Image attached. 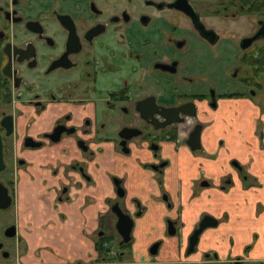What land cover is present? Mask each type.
Returning <instances> with one entry per match:
<instances>
[{
	"label": "flooded vegetation",
	"instance_id": "af4514ba",
	"mask_svg": "<svg viewBox=\"0 0 264 264\" xmlns=\"http://www.w3.org/2000/svg\"><path fill=\"white\" fill-rule=\"evenodd\" d=\"M263 22L264 0H0V186L11 200L0 212L13 206L12 177L31 167L37 176L45 177L39 170L50 176L56 204L73 201L72 195L93 187L94 177L104 173L113 196L104 200L110 218L104 219L107 234L99 231V237L111 245L90 264H170L159 255L172 238L180 248L173 264H264L249 254L256 234L252 244L225 259L199 250L201 241H209L205 234L219 225L205 212L185 233L180 218H166L161 236L138 255L131 247L144 207L127 198L126 178L116 171L136 163L140 172L150 173L168 209L164 176L173 157L198 162L189 203L208 190L227 191L231 171L248 179L231 159L230 171L216 185L201 162L218 157L206 142L224 146L223 139L213 138L214 115L227 102L264 112ZM175 109L191 116L174 115ZM195 128L199 136L191 150ZM105 159L113 170L103 168ZM114 204L132 221L127 243L116 232ZM205 216L217 224L203 229L188 253L189 237ZM4 222L0 264H17L25 243L15 223ZM11 226L14 235L6 237Z\"/></svg>",
	"mask_w": 264,
	"mask_h": 264
},
{
	"label": "crops",
	"instance_id": "0c3cea01",
	"mask_svg": "<svg viewBox=\"0 0 264 264\" xmlns=\"http://www.w3.org/2000/svg\"><path fill=\"white\" fill-rule=\"evenodd\" d=\"M234 102H227L229 107L222 106L214 115L213 138L223 139L224 146L217 149V144L212 141L205 143L217 151V159L201 163L205 172L213 176L216 185L230 171L231 159L247 171L248 179L242 181L231 171L232 185L227 191L208 190L189 203L190 179L197 175L198 162L173 157L164 176V187L172 203L168 209L160 201V192L152 175L140 172L135 166L134 172L128 173L125 179V187L127 198L138 199L144 207L141 217L136 220L131 247L138 255L144 256L147 245L161 236L166 218H180L185 223V233L205 212L214 216L219 225L205 234L209 241H201L199 250H214L220 259H225L228 253L238 254L242 247L252 244L256 234L257 239L249 254L252 259L264 260V115L260 116L245 102L232 107ZM256 120H259L262 131L260 140L254 127ZM208 135L206 132L203 137ZM183 151L180 149V153ZM106 160L100 162L103 168L113 170V164ZM94 183L88 190L72 195V199L76 197L73 201L57 204V212L64 214L63 219H59L55 211L42 206L44 202L33 203L30 192L21 188L23 199L17 207V227L25 250L17 256V264H90L99 261L102 255L96 252L94 245L99 230L107 223L104 219L110 218L105 217L107 206L104 200L112 197L113 191L104 173L97 174ZM179 254L180 248L172 238L165 240L159 257L171 264Z\"/></svg>",
	"mask_w": 264,
	"mask_h": 264
},
{
	"label": "rangeland",
	"instance_id": "374dc122",
	"mask_svg": "<svg viewBox=\"0 0 264 264\" xmlns=\"http://www.w3.org/2000/svg\"><path fill=\"white\" fill-rule=\"evenodd\" d=\"M260 116L264 115V112L259 113ZM126 165V162H125ZM136 166V163H128L126 167L119 168L117 171V175H121V177L126 178L128 173L134 170V167ZM44 168L43 166H41ZM29 173L26 172H18L16 173L17 177L16 179L12 177V182H13V187H12V195H13V206L6 212H0V220L4 219L7 220L8 222L13 221L17 227L18 223V214H17V207L18 203L20 200L23 199L21 195V188L23 189L22 191L30 192V198L33 203H40L44 202L45 208H48L49 211L51 212H56L58 214L59 219L65 218L63 213L57 212V207L58 205L55 203V197L57 196V193L51 192L49 187H51V179L50 176H47V174L43 173L42 170H39L45 177L43 178L42 176H37L36 174H39L38 172L35 174L33 171L32 167L28 169ZM24 171V170H22ZM34 172V173H33ZM134 172V171H133ZM43 178V179H42ZM21 179V182H19ZM20 190V191H19ZM20 192V193H19ZM56 204V205H55ZM0 221V224L3 225L5 222ZM0 225V226H1ZM99 231H104L107 234V228L103 227ZM17 233L19 234V228L17 227ZM177 242V241H176ZM109 245H111L109 243ZM177 248H179V243L176 244ZM113 247L111 250L112 252L115 251ZM23 252L24 249L19 248L18 251ZM19 251V255L21 254ZM17 255V252H16ZM17 259H14L16 262Z\"/></svg>",
	"mask_w": 264,
	"mask_h": 264
},
{
	"label": "water",
	"instance_id": "95a60500",
	"mask_svg": "<svg viewBox=\"0 0 264 264\" xmlns=\"http://www.w3.org/2000/svg\"><path fill=\"white\" fill-rule=\"evenodd\" d=\"M261 31L259 33V35H263L262 37L264 38V22L261 25ZM262 33V34H261ZM183 114L186 116H191L190 113L185 114L182 112H179L177 109L174 110V115H179ZM156 116L162 118V116L159 114H156ZM154 119V118H153ZM172 124L176 123V121H172ZM166 124H163L160 127H164ZM198 136H199V130L198 128H195L192 133L190 134V148L191 150L195 149V145L198 141ZM1 164V161H0ZM117 194L119 195V197L122 196V192H120V189L117 190ZM164 200V199H163ZM11 200L10 197L6 194V190L0 186V210H5L10 206ZM110 212L115 216L116 218V223H115V229L116 232L119 234V236L121 237V243H127L129 241V233H130V229L132 227V221L130 220V217L127 214H124L119 207L117 206V204H114L110 207ZM217 224V221L210 217V216H205L201 219L199 225H198V229H196L192 235L189 237L188 240V249L187 252H191L193 250L194 245L196 244V240H197V236L202 232L203 229L207 228V227H215ZM167 234L169 236H173L175 233V230L173 228V225L170 221H167ZM5 235L6 237H12L14 235V226H11L9 228L6 229L5 231ZM98 235H101V233H99ZM155 251V247L153 248V250L151 251V253H153Z\"/></svg>",
	"mask_w": 264,
	"mask_h": 264
},
{
	"label": "trees",
	"instance_id": "16d2710c",
	"mask_svg": "<svg viewBox=\"0 0 264 264\" xmlns=\"http://www.w3.org/2000/svg\"><path fill=\"white\" fill-rule=\"evenodd\" d=\"M95 250L99 255H103L109 250L108 238L99 237L95 243Z\"/></svg>",
	"mask_w": 264,
	"mask_h": 264
}]
</instances>
